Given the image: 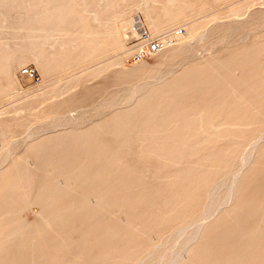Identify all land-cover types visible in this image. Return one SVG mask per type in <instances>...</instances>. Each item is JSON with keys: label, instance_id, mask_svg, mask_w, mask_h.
<instances>
[{"label": "bare ground", "instance_id": "obj_1", "mask_svg": "<svg viewBox=\"0 0 264 264\" xmlns=\"http://www.w3.org/2000/svg\"><path fill=\"white\" fill-rule=\"evenodd\" d=\"M218 1L0 0V26L17 28L11 29L14 33L7 28L6 39L0 40V78L30 57L44 65L46 72L90 64L119 37L117 29L108 27L133 5L145 12L151 27L157 30L185 10L198 11ZM261 14L215 20L199 36H190L187 41L178 42L176 35L170 46L159 51L162 56L153 75L133 85L122 99L111 87L117 70L102 67L72 76L78 87L67 98L68 106L88 103L94 109L79 123L73 121L60 129V124H55L54 130L50 125L48 130V124L57 120L64 107L56 106V102L47 112L37 115L34 122L29 119V125L27 121V125L19 122L20 126L17 122L19 128L26 126L22 127L24 133L26 128L30 130L20 135L21 140L17 136L16 143V122L0 119V167L26 163L33 168L32 174L36 169L38 180L44 179L34 181L28 177L35 182L31 186L23 176L24 189L31 186L27 192L20 190L23 197L41 198L54 193L66 205L61 214L53 216L57 224L49 221V214L42 221L38 215L41 224L46 220L48 225L44 227L50 233L42 231L33 238L31 222L13 226L14 233L22 232L21 242L31 243L25 255L19 253L21 264H46L55 257L66 262L75 252L84 251L86 241L90 248V240L100 235V222L113 209L117 211L121 233L142 235L144 224L133 225V219L145 211L159 222L156 230L161 236L143 246L130 264H179L190 246L205 236L211 240L212 227L227 223L233 227L228 229L229 235L233 230L231 236L237 239L234 249H229L234 258L241 255L239 249H255L256 237L264 240V24H253ZM240 34L241 41L231 43L230 38ZM202 44L208 46L200 53ZM257 102L263 105L258 121L251 112L259 108ZM46 135L55 140L44 146L40 143ZM14 169L10 171L16 174ZM26 170L22 173L26 174L29 169ZM1 182L0 186H4ZM15 182V186L20 184ZM15 191L18 189L12 194ZM200 191L204 194L202 211H182L180 216L178 213L172 217L175 207L184 203L192 206ZM150 194H158V199L149 200ZM14 199L17 201L18 196ZM231 204L227 213L214 217ZM139 216L143 217V213ZM166 216L168 219H164ZM120 229L111 227L105 232L113 238ZM119 242L118 239L117 245ZM97 245L93 243L94 248ZM224 247L225 244V251ZM260 251L264 253V243ZM92 261L95 264V259Z\"/></svg>", "mask_w": 264, "mask_h": 264}, {"label": "rangeland", "instance_id": "obj_2", "mask_svg": "<svg viewBox=\"0 0 264 264\" xmlns=\"http://www.w3.org/2000/svg\"><path fill=\"white\" fill-rule=\"evenodd\" d=\"M134 1H136V0H133V2ZM254 12L262 13L260 18L257 20L256 24L253 23L255 25V27H257V24H258V26L261 24H264V20H263L264 19V14H263L264 13V0H220L215 4L206 6V7L202 8L201 10H198V11L185 10L184 12L179 14L176 18H174L173 20L165 22V23L163 22L162 24H164V26L162 28L159 27L156 30V29L151 27L150 20L147 17V15L145 14V12L140 7H137V5H133V7H131L130 9H126L124 11L123 15H121L118 19H116L114 21L113 24H111L108 27V29H111V30L113 28L117 29L119 31V37H117L116 40L109 43L104 48L103 53H101V55L98 56V58H96L95 60H93L90 64L83 66V67L80 65H78V66L74 65L73 67H70L69 69H57L56 68L54 71L46 72V70L44 69V65L37 63L33 58L30 57V58L24 60L23 62H21L10 73L7 72V74L6 73L3 74L2 77L0 78L1 79L0 83H2L0 85V90H1L0 91V119L1 120H8L9 122L12 120L11 123L13 122L14 124L16 122L17 125L15 124V126H17V127L14 126L15 129H14V133H13V135L16 136V137H14L15 138L14 142L19 141V139L21 140L23 137L20 138V135L25 136V133L30 130L29 128H28L29 130L26 128L25 133L23 130L24 127H26L25 125H27V124L29 125V123H28L29 119H30L29 121L34 122L37 115L47 112L49 110L48 108L50 106H53V104L55 105L56 102H58L56 104V106H58V104H59L62 106L64 105V107H63L62 113L60 114V116H58V117H60V119H58V117H57V120L53 121L51 124H48V127L46 126L48 130H51L50 128L52 126H54V127H52V129L53 128L55 129V124H56V126H58L60 124L59 128L56 127L57 129H60V126H62V125L66 126L65 124H71L73 121L79 123V121H80L79 119H83L84 117L89 116L94 111V109H93V106H91L88 103L84 104L83 106H75V105L68 106V102L70 103V99H67V98L68 97L71 98L74 94L73 90L77 89V87H78V82H76V80H73L74 78L72 76H74V75H80L81 76L85 73L96 71L98 69L100 70L102 67L105 68L106 70H109V71H112V70L116 71L117 70L116 72L118 73V75L114 76L115 81L113 84L111 83L112 84L111 87H114L116 89V96L118 99L125 98L127 96L128 92L131 90V87L138 85L137 83H139L142 79L147 78L150 75H153L155 70L158 69V62L160 61V58L162 56V54H160V52H159V53L150 55L148 57H145L141 60H136L134 58V53L136 51L137 44L141 40H143L144 38H147V39L169 38V39H171V41H173V39L175 40L176 35H178V37H179L178 42L187 41V40H189L190 36H199L215 20H223V19L225 20L227 18L234 19V17L236 19L237 18L241 19L242 17L243 18L247 17ZM129 20L131 21L130 23L128 22ZM3 27L4 26H2V27L0 26V28H2V29H0V40H2V38H3V40L6 39V36L8 35L7 28L9 29L10 33L15 32V31L11 32V29H14V28H12V26H11V29L9 26L5 27L6 30ZM16 29L17 28H15L14 30H16ZM10 33H9V36L11 37L12 34H10ZM9 36L7 37L8 39L10 38ZM237 36H239V35H234L233 39L230 38L231 43H233V41H234V43H239L241 41V39H242L241 34L238 38H237ZM236 39H238V40H236ZM207 46L208 45L202 44L201 48L199 49V52L201 53V52L205 51L207 49ZM24 66H30V67L34 68L35 75L33 77H28V76L22 74L20 72V70ZM60 68H61V66H60ZM84 70H86V72H84ZM4 75H6L7 78H6V76L4 78ZM70 77L72 79H70ZM2 78H4V79L2 80ZM71 80H73V81H71ZM67 82H69V83H67ZM72 82H74L75 84ZM3 83L6 85V87H5V85L3 86ZM1 86H3L4 88H2ZM41 96H42V98H41ZM61 96L63 99L61 98ZM257 104H258L259 108H255L251 112H252V114H254V119L258 121V119L260 118V116L262 115V112H263V105L261 102H257L256 106H257ZM260 104H261V106H260ZM260 108H261V110H260ZM21 111L22 112L24 111V112L22 113ZM64 111H65V113H63ZM251 112H250V114H251ZM257 112L259 114L260 113L261 114L259 115V114H257ZM35 113H37V114H35ZM63 114H65V115H63ZM18 115H20V116H18ZM32 115H33V117H32ZM32 118H34V119L32 120ZM255 120H254V123L256 122ZM26 121H27V124H26ZM17 122L25 124L24 127H23V124L20 127L21 129L23 127V129H22L23 131L20 130V128H19L20 123L18 126ZM32 122H30V124ZM49 126H50V128H49ZM27 127H29V126H27ZM18 130H20L22 134H19L20 133V131H19L18 135H16L15 133ZM26 130H28V131H26ZM17 136H19L18 140L16 139ZM41 139L42 140H41L40 144L44 145V146L47 143H51L52 141L55 140L53 138L48 139L47 135ZM44 146H41V147L44 148ZM233 149H235V148H231L229 150L232 151ZM24 164L20 163V165L19 164L16 165V167H18L17 169L21 170L19 172L16 169L15 165L6 164L3 167H0V180L1 181H2V179L5 180V176H6V182L9 181L8 183L12 184V186H11L8 183H7L8 184L7 185L6 182H4V180L2 181L3 183L0 181L1 184H4V186L3 185L0 186V191L2 190L0 192V194L2 195V197L0 195V197H1L0 198V200H1L0 201V210H1V212H0L1 213L0 214V229H1L0 230V249H1L0 250V264H18L19 262H20L19 264H21L22 260H21V256L19 257V253L21 255H25L27 253L26 251L28 250V248L31 244L30 242L28 243V241H24L25 244L23 241L21 242V237H19V236L22 232H20V234L14 233L13 226L23 224V222H26V221L31 222L34 225L33 227L35 229L34 230L35 233L31 232V234H30L33 238L35 236H37V234L39 232H42V231L50 233V230H47L44 227L45 225H48L46 223V220L41 224L40 218L38 217V215L40 214L42 216L41 221L44 220L45 218L47 219L48 217L52 216L51 218H48L49 221L54 222V223L56 222V224H57L58 220L55 219L56 217L53 218V216L57 215V213L59 215V212L61 214L62 211L64 210L63 208L66 206L63 203L64 201H61L58 196H54L55 195L54 193H52L53 195L47 194L48 197L45 195L44 196L41 195V198H40L39 195H35L31 199L24 198L22 195V191L26 190V192H27V189H31L30 187L35 185V184H33L35 182H30V178H31V180H34V181L38 180L36 169H35L34 173L32 174L33 171L31 169H33V168L28 166L26 163H24ZM216 164H217V162L214 161L213 165L216 166ZM7 165L9 166V168L11 166H14L10 170L15 168L14 171L16 170L17 173L16 172H15L16 174L12 173L7 168L8 167ZM23 165L25 166L24 167L25 170L26 169L30 170V171L26 170L27 173L29 172V175L26 173L28 176L26 174H23V173H25V170L22 169L23 167L21 168V166H23ZM9 172H10V174H8ZM18 173H19V175H18ZM20 173L23 175L21 176ZM12 174H14V175H12ZM30 175H34L35 177L30 176ZM44 175H47V174H44ZM17 176H18L19 180L16 179ZM23 176L25 178L30 177V178H28L27 181H29L30 185H31V183L33 184L31 186L28 184V182L26 184L25 181L27 178L26 179L24 178L25 180L23 182L26 184V186L27 185L30 186V187L28 186V188L26 187L27 189L26 188L24 189V186H22L21 180H22ZM47 176H48V178L50 177L49 175H47ZM7 177L8 178L10 177V179L8 180ZM44 177H46V176H44ZM11 179H12V181H11ZM41 179L42 178H40L39 180L40 181L44 180V179H42V180ZM15 181L20 182V184H17V186H15L16 185ZM9 186H11V187L8 190ZM18 186H19V188H18ZM1 187H4V188L1 189ZM20 187H22V188H20ZM16 188L18 189L19 193L17 191H15V194H12V192H14V189H16ZM33 188H35V187H33ZM7 190L9 192L12 191L11 194H8L9 192L7 193ZM20 190H22V191L20 192ZM5 193L8 194L7 197H5L6 196ZM16 195L18 196V199H17L18 202L14 199V198H17ZM246 196H247V194H246ZM246 196L244 195L242 197H246ZM154 197H155V199H158V194L148 195L149 200H153ZM10 199H12V200H10ZM8 201H9V203H8ZM11 201H12V203H11ZM203 201H204V194L202 191H200L199 193L195 194L192 206H191V204L189 205V203L188 204L184 203L183 205H181L182 208L179 206L175 207V209L173 210L174 213L172 214V217L180 216L181 214L184 213L182 211H192L195 213H199L203 209ZM10 203L12 205H9ZM233 204L228 205L222 212L218 213L214 217H219L220 215L227 213L233 207ZM1 205H2V207H1ZM8 205H9V207L14 208V209L9 208ZM4 207L8 210H6ZM180 212H182V213H180ZM142 213H143V217L139 216V215H142ZM142 213L138 214L133 219V221H134L133 225H136L137 223L144 224L143 227H145L146 229L144 228L145 230H144V233L142 235L137 236L134 233L126 234L124 231L121 233L120 226L117 224V220H116L117 211H116V209H113V213L110 216L108 215L107 218H105L102 222H100V224H99V228H101L100 229L101 230L100 235H98V237H94L93 240H90V242H92L90 248L88 246L89 241H86L84 243V246H85L84 251L81 253L75 252L72 255V258L67 260L66 262H63V260H60L57 257H55L52 260V262H49V263L46 262V264H68L67 262H70L71 264H72V262H73V264H76V263L81 264L82 263L81 262L82 257H83V260H82L83 264H92V263L94 264V261H92L94 259L96 261L95 264H97V263L98 264H130L132 262V260L140 253V251L143 248H145L149 243H154V241H155L154 238L158 239L161 236V234L156 230V226L159 224V222H158V220L153 219L154 215L153 214L149 215V214H147L146 211L142 212ZM178 213H179V215H177ZM48 214L50 216H48ZM9 215L11 216V221H9V219H10ZM4 217H6L7 220L4 219ZM168 217L166 216V218H164V219H168ZM143 219H144V221H143ZM3 220H6L5 221L6 223L8 221L9 222L6 224ZM164 226H166V224ZM111 227L115 228V229H120V230H119V232H116V236H114L113 238H108L107 237L108 234L105 231H106V228L109 229ZM231 227L232 226H230V224H228V223L226 226L221 225V227H212L211 231H213V236H212L211 240L207 239V236H205L199 240L200 242L198 241L197 243L190 246L186 250L184 257L179 264H264V253H263V251H260V247L262 248L263 243H264V240L262 239V237H259V241L257 239L258 237H256L254 239L255 245L257 244V247H255V249H253L254 248L253 247L249 250L250 253L252 252L251 254L249 253L248 249L244 251L243 249L240 250L238 248L239 251L241 252V255L236 256V258L229 255V253L232 252L229 249L232 250V248L235 247L233 243L237 242V239H234V237L231 236V233L233 232V230L230 232V235H229L228 231L233 229V227L232 228ZM228 229H230V230H228ZM36 230H38V232ZM225 234H226V236H223ZM150 236H152V238H153L152 240H151ZM229 236H231V237H229ZM217 238H219L221 240H219V239L217 240ZM223 238H225L224 239L225 241L223 240ZM118 239L120 242H122V243L119 242L120 245H119V243L117 245ZM220 241L223 243H220ZM95 242H98V245L96 247L97 250H95L96 248L93 247V243H95ZM22 243H23V245H22ZM226 243L228 245H226ZM258 243H259V245H258ZM224 244H225L224 248L226 250L228 249L227 252H226V250L225 251L223 250ZM9 245H11V246H9ZM20 245L22 246V248H20L21 247ZM123 246H124V248H123ZM2 247H3V250H2ZM92 248H94V249H92ZM98 249L99 250L101 249V250L98 251ZM202 249H204L203 252H202ZM261 250H263V249H261ZM209 251H211V252H209ZM253 251L256 252L255 253L256 258H254L255 256H254ZM219 252L221 255H219ZM222 252L224 254L226 253V255H223ZM92 253L95 256L92 255ZM245 255H247V257H249V258H246ZM87 256H89V258L90 259L92 258V259L91 260H89V258L87 259ZM240 257H244V258H240ZM252 259H254V261ZM84 260H86V261L84 262ZM124 260H125V262H124ZM5 261H7V262L5 263Z\"/></svg>", "mask_w": 264, "mask_h": 264}, {"label": "built area", "instance_id": "obj_3", "mask_svg": "<svg viewBox=\"0 0 264 264\" xmlns=\"http://www.w3.org/2000/svg\"><path fill=\"white\" fill-rule=\"evenodd\" d=\"M170 45L171 40L169 38H144L137 44L134 58L136 60H141L145 57L158 53ZM20 72L28 77H33L35 75L34 68L30 66L22 67Z\"/></svg>", "mask_w": 264, "mask_h": 264}]
</instances>
